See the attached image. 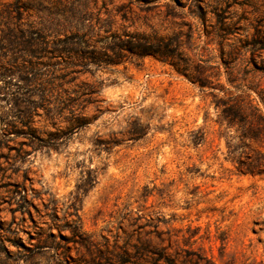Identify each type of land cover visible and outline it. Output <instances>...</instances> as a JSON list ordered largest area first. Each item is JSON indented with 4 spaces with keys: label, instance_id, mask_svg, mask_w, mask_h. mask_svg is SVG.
I'll use <instances>...</instances> for the list:
<instances>
[{
    "label": "rangeland",
    "instance_id": "obj_1",
    "mask_svg": "<svg viewBox=\"0 0 264 264\" xmlns=\"http://www.w3.org/2000/svg\"><path fill=\"white\" fill-rule=\"evenodd\" d=\"M1 44L0 264H264V0H0Z\"/></svg>",
    "mask_w": 264,
    "mask_h": 264
},
{
    "label": "trees",
    "instance_id": "obj_2",
    "mask_svg": "<svg viewBox=\"0 0 264 264\" xmlns=\"http://www.w3.org/2000/svg\"><path fill=\"white\" fill-rule=\"evenodd\" d=\"M133 37H135L134 41H125L127 43L126 50L130 54H135L138 57H144L146 55H151L160 62L168 63L177 74L184 76L190 82L196 83L200 87L209 86L203 77H199V75L196 74L195 69H186V67L182 63H180V57L176 51L177 45H178L177 41H174L173 43L171 42V38L154 37L153 41L151 40L147 41V42H152L153 46L150 47L151 43H149L150 45L142 44L138 39L140 38L138 37V35L133 36ZM16 42H17L16 39L9 40L10 45L12 44L14 45L16 44ZM250 44L252 43L250 42ZM5 47L7 48L5 44H1L0 48L5 49ZM111 49H114V48H111ZM18 70L26 73V76L24 77L25 80L27 81L31 80V78L27 77V74L31 73L32 69H27L25 71L23 69H0V76H3V77L8 76L10 74H13L15 71L17 72ZM227 80L229 83L231 82L230 79H227ZM218 89L222 90V87ZM253 91L257 93L259 101L262 103L263 108H264V90L256 91L253 89ZM251 107L254 113L258 112L259 109L255 105L251 104ZM224 113L228 114L227 124H232V122L234 121H237L240 123H244L247 121L246 113L238 104L235 105L234 107L226 109ZM259 117L263 119L264 121V116L259 115ZM4 124L5 126L2 127V131H3V134L7 135L8 133H10L9 130L14 128V125L13 123H9V122H5ZM8 126H10V128ZM259 132H260L259 129H257L254 126L253 127L251 126L249 129H245V131L241 134V139L245 140V139L257 138L260 134ZM255 168H257L255 165H244V166L238 165L237 166L238 172L242 174L243 173L252 174L254 173Z\"/></svg>",
    "mask_w": 264,
    "mask_h": 264
}]
</instances>
